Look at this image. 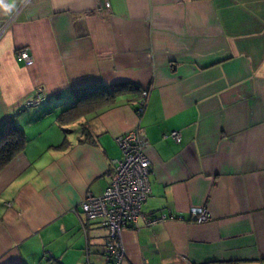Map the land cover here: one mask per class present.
I'll list each match as a JSON object with an SVG mask.
<instances>
[{"label":"crops","instance_id":"0c3cea01","mask_svg":"<svg viewBox=\"0 0 264 264\" xmlns=\"http://www.w3.org/2000/svg\"><path fill=\"white\" fill-rule=\"evenodd\" d=\"M108 1L107 18L96 0L0 10V127L26 138L0 171V264H106V230L80 203L110 184L116 138L135 127L142 212L182 220L124 228L122 264H264V0ZM116 84L135 90L60 121L74 92ZM193 207L209 219L190 221Z\"/></svg>","mask_w":264,"mask_h":264},{"label":"built area","instance_id":"2783aa9c","mask_svg":"<svg viewBox=\"0 0 264 264\" xmlns=\"http://www.w3.org/2000/svg\"><path fill=\"white\" fill-rule=\"evenodd\" d=\"M95 12L102 18H107L110 3L108 0H96ZM15 60L26 66L33 63L26 49H18ZM147 93L144 91L136 106L138 115L144 111ZM37 97L28 102L34 105L39 102ZM179 139L178 131H170L164 137ZM116 143L120 157L112 160L110 184L100 195L87 193L80 203L81 215L87 220H99L106 230L104 241L106 264H122L125 255L122 241V231L126 227L138 230L140 225L151 226L165 220H182L180 216L171 213H159L147 216L142 212V205L150 194L149 172L150 161L146 153L147 141L139 127L119 135ZM189 220L203 223L209 219V213L204 207H193L189 210ZM88 264V263H86Z\"/></svg>","mask_w":264,"mask_h":264},{"label":"trees","instance_id":"16d2710c","mask_svg":"<svg viewBox=\"0 0 264 264\" xmlns=\"http://www.w3.org/2000/svg\"><path fill=\"white\" fill-rule=\"evenodd\" d=\"M135 90L127 84H116L110 87H87L78 92L79 97L59 115L62 122H72L96 106L111 103L125 91ZM77 94V95H78ZM26 138L23 132L11 122L0 127V171L23 150Z\"/></svg>","mask_w":264,"mask_h":264},{"label":"clouds","instance_id":"9594fccd","mask_svg":"<svg viewBox=\"0 0 264 264\" xmlns=\"http://www.w3.org/2000/svg\"><path fill=\"white\" fill-rule=\"evenodd\" d=\"M16 6V0H0V10L5 14L11 13Z\"/></svg>","mask_w":264,"mask_h":264}]
</instances>
